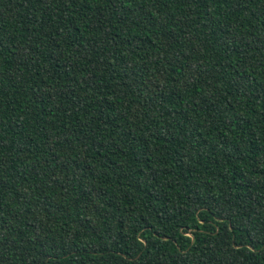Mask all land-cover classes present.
Here are the masks:
<instances>
[{"label":"trees","instance_id":"obj_1","mask_svg":"<svg viewBox=\"0 0 264 264\" xmlns=\"http://www.w3.org/2000/svg\"><path fill=\"white\" fill-rule=\"evenodd\" d=\"M0 264H264V0H0Z\"/></svg>","mask_w":264,"mask_h":264}]
</instances>
